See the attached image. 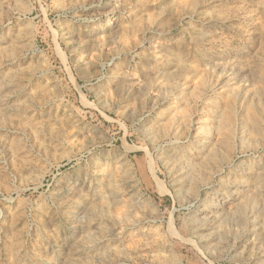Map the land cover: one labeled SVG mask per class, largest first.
Segmentation results:
<instances>
[{
  "label": "rangeland",
  "instance_id": "rangeland-1",
  "mask_svg": "<svg viewBox=\"0 0 264 264\" xmlns=\"http://www.w3.org/2000/svg\"><path fill=\"white\" fill-rule=\"evenodd\" d=\"M0 264H264V0H0Z\"/></svg>",
  "mask_w": 264,
  "mask_h": 264
}]
</instances>
